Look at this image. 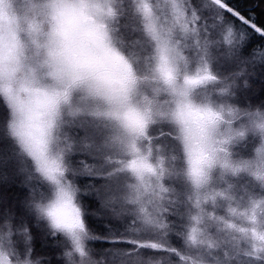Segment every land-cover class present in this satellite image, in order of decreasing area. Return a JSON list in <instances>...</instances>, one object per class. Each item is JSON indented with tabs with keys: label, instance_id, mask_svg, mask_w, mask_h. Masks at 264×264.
<instances>
[{
	"label": "clouds",
	"instance_id": "obj_1",
	"mask_svg": "<svg viewBox=\"0 0 264 264\" xmlns=\"http://www.w3.org/2000/svg\"><path fill=\"white\" fill-rule=\"evenodd\" d=\"M209 4L222 18V0ZM220 21L213 39L187 0H0V144L26 165L25 182L44 186L27 204L66 242L64 264H108L93 255L76 180L97 165L79 167V156L130 174L129 203L165 178L182 181L199 211L215 203L214 184L247 176L264 187V102L241 107L243 73L217 70L220 49L239 43ZM156 127L170 148L155 143ZM0 264L44 262L0 227Z\"/></svg>",
	"mask_w": 264,
	"mask_h": 264
},
{
	"label": "snow or ice",
	"instance_id": "obj_2",
	"mask_svg": "<svg viewBox=\"0 0 264 264\" xmlns=\"http://www.w3.org/2000/svg\"><path fill=\"white\" fill-rule=\"evenodd\" d=\"M225 7L223 17L212 9L205 10V24L211 19L213 23L216 19H222L223 23H228L236 30V37L239 41L236 49L226 51L221 48L217 53L219 57L216 68L219 72L243 73L240 76L241 89L238 92L236 101L241 107H248L264 102V18L259 23L248 12L234 8L230 0H222ZM192 10L197 17L200 13L193 3ZM253 41H259V47L253 46ZM264 106V104H262ZM6 118L5 112H0V120ZM76 160H83V165L90 164L87 156H79ZM4 144H0V227H4L12 234L15 248L21 256L31 255L40 257L44 264H64L62 258L63 250L67 247L66 242L60 236H53L47 227L37 220L35 214L27 204L29 192L39 194L45 191L44 186L38 181L25 182L20 176V169L25 168ZM81 187L82 207L85 210L84 220L88 228L97 237L90 242L92 248L113 249V259L120 257L121 253L131 254V250L136 248L131 241L118 239V226L107 220L106 195L110 186L105 182V178L100 175H80L76 177ZM18 187L21 195L13 196L10 189ZM94 202V203H93ZM264 241V237H260ZM126 246V247H114ZM155 245L142 247L139 255L144 253H155ZM255 253L264 252V247L254 249ZM253 258L259 259L254 256Z\"/></svg>",
	"mask_w": 264,
	"mask_h": 264
},
{
	"label": "trees",
	"instance_id": "obj_3",
	"mask_svg": "<svg viewBox=\"0 0 264 264\" xmlns=\"http://www.w3.org/2000/svg\"><path fill=\"white\" fill-rule=\"evenodd\" d=\"M193 3H195L196 10L200 13L199 19L201 25L215 39L221 21L220 19H216L213 23L209 19L207 25L205 24V10H212L209 0H187L190 14H195L192 10ZM230 3L234 8L241 11H253L250 14L258 23L260 19L264 18V0H230ZM259 44V41H253L254 47L258 48ZM89 160L90 164L97 165L95 171L102 175L105 178V182L110 186V190L106 195L107 212L105 217L112 224L118 226V235L116 233L109 235H116V238L131 241L137 246L131 250L130 255L121 253L117 259H113L112 256L114 248L109 250L93 248V255L98 258L104 257L108 261V264H264V252L260 253L261 256L246 252L264 247V241L260 239V237H264V187L256 181L254 184L256 188L253 190L255 199L252 207L249 205L248 209L244 208L234 218H232L233 215L239 212H237V207H231L229 208L230 218L223 217L224 221L231 224H235L232 219H235L238 223H246V227L251 231L249 236L253 237L252 242L238 239L232 246L230 241L221 237L225 235L224 230H221L222 227L216 226L213 229L219 231L214 230L216 235L213 238H209L215 240L214 247L209 250H204L205 243H203V235L195 237L187 231L186 218L190 211L189 213L186 212V207L183 206V202H168L167 205L161 207V210L156 205L157 203H154L148 207V209L152 208L150 212L141 215L140 211L132 203L128 202L129 198L126 195V192L129 190L124 185V181L130 174L115 171L119 167L118 165L112 164L100 167V161H94L90 158ZM108 173H111V175H108ZM246 178L243 176V178L231 180L232 187L230 189L232 188L233 191L236 190L239 192L240 188L244 187L243 183ZM248 187H252V184ZM224 188L225 184L218 189L222 191L221 189ZM9 191L13 196L21 195L18 187H13ZM232 199L236 200V197ZM213 217H207L206 221L212 220ZM216 217L219 218L220 216L216 215ZM217 221L225 225L219 219ZM233 242H235V239H233ZM153 245L157 249L155 253L139 255L142 247H151ZM235 246L236 248L234 249ZM234 251H238L237 257L235 258H233ZM254 256L259 257V259L253 258Z\"/></svg>",
	"mask_w": 264,
	"mask_h": 264
},
{
	"label": "rangeland",
	"instance_id": "obj_4",
	"mask_svg": "<svg viewBox=\"0 0 264 264\" xmlns=\"http://www.w3.org/2000/svg\"><path fill=\"white\" fill-rule=\"evenodd\" d=\"M194 66L195 65H193V67ZM165 131L166 129L156 127L151 130L150 135L153 137H160V139L155 140V143L164 145L165 148L167 149L171 147L172 142L168 140V137L166 135H164ZM240 178H243V176H241ZM247 178L243 183L244 187L240 188L239 192H237L236 190L233 191L232 188L230 189L228 185H225V188L221 190L223 191L226 199H221L219 196H216V193L214 191L224 184H214L212 186L213 190H210L208 195L215 196V203H213L211 199L207 203H202L201 208L203 209V211H199L195 207L196 201L191 190L185 184H183L182 181L172 178L163 179L161 181L160 188L154 187L149 195L141 197L138 203H132V205L135 206L140 211L141 215H145L151 211L152 208L151 209L149 208L150 209L149 210L148 207L154 203H157L156 205L159 206L161 210L162 209L161 207L167 205L168 202L171 201L183 202V206L186 207V212L189 213L190 211V213L187 215L186 218L187 231H189L195 237H199L203 235V243H205V247H203L204 250H209L210 248L214 247L215 240L209 238H213L214 235H216V233H214V230L219 231L217 229H213V227L216 228V226H220V228L222 227L221 230H224L225 235L224 236L220 235V236L226 238L227 241H230L232 246L233 244L236 243L238 239L252 242L253 237L249 236L251 231H249L248 228L246 227V223H241V222L238 223L235 219H232L237 214H240L244 208L248 209L249 205L252 207V203L255 199L253 196L254 194L253 190L254 188H256V185L254 186L255 181L249 177ZM135 184L136 181L131 175L125 178L124 185L129 190L128 192H126L128 198L130 197L133 199L135 198L136 194L130 188V185H135ZM251 184L252 187H248ZM162 189H167V191H163ZM231 197L232 198L236 197V200L232 199ZM231 207L232 208L237 207L238 209L237 212L239 213L234 212L235 214L234 213H233L234 215L232 214L233 217L231 219L235 223L233 224L235 227L228 228L225 225L218 223L217 221L218 217H216V215L220 217L230 218L229 208ZM212 216H214L212 220L206 221L207 217H212ZM233 239H235V242H233ZM236 246L234 247V249L236 248ZM246 252L255 253L254 251H246ZM237 254L238 251H234L233 258L237 257ZM255 254L261 256L260 253H255Z\"/></svg>",
	"mask_w": 264,
	"mask_h": 264
}]
</instances>
